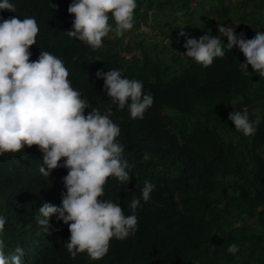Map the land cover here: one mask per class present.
<instances>
[{
    "label": "trees",
    "instance_id": "16d2710c",
    "mask_svg": "<svg viewBox=\"0 0 264 264\" xmlns=\"http://www.w3.org/2000/svg\"><path fill=\"white\" fill-rule=\"evenodd\" d=\"M0 264H264V0H0Z\"/></svg>",
    "mask_w": 264,
    "mask_h": 264
},
{
    "label": "rangeland",
    "instance_id": "374dc122",
    "mask_svg": "<svg viewBox=\"0 0 264 264\" xmlns=\"http://www.w3.org/2000/svg\"><path fill=\"white\" fill-rule=\"evenodd\" d=\"M233 2H238L239 0H232ZM168 15V10H166L164 17ZM128 26L123 27V32L125 34V42L136 46L135 52L137 53L139 45L146 40L153 44L154 42H164L169 44L170 39L173 37V30L168 28L166 21L162 18L158 19L156 22H149L147 25H143L140 29H134L133 23L125 24Z\"/></svg>",
    "mask_w": 264,
    "mask_h": 264
}]
</instances>
